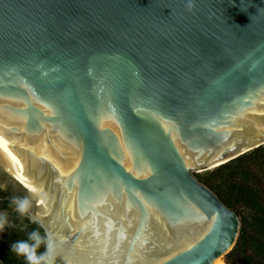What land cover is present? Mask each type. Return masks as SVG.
I'll list each match as a JSON object with an SVG mask.
<instances>
[{"label":"water","instance_id":"obj_1","mask_svg":"<svg viewBox=\"0 0 264 264\" xmlns=\"http://www.w3.org/2000/svg\"><path fill=\"white\" fill-rule=\"evenodd\" d=\"M261 145L264 0H0V184L55 264H211L241 220L193 172Z\"/></svg>","mask_w":264,"mask_h":264},{"label":"trees","instance_id":"obj_2","mask_svg":"<svg viewBox=\"0 0 264 264\" xmlns=\"http://www.w3.org/2000/svg\"><path fill=\"white\" fill-rule=\"evenodd\" d=\"M259 173L264 174L263 145L215 167L207 175L195 174L240 217L237 240L223 258L226 264H264V184L258 180ZM44 248L42 244L37 254ZM0 264L27 262L19 263L13 254H0Z\"/></svg>","mask_w":264,"mask_h":264},{"label":"clouds","instance_id":"obj_3","mask_svg":"<svg viewBox=\"0 0 264 264\" xmlns=\"http://www.w3.org/2000/svg\"><path fill=\"white\" fill-rule=\"evenodd\" d=\"M30 191L35 193L36 189L31 188ZM8 200L9 207H12L20 217H27L29 222L38 226L37 229L27 232L26 239L14 242L11 245V253L23 257L27 264H55L56 258L58 257V246L63 238L58 240L52 232L47 230H45L43 236L41 235L39 229L43 228V225L40 224L39 217L30 214L32 201L28 196H11ZM12 227L13 225L8 219L7 210L0 211V233H3L6 228ZM42 244L45 245L46 251L38 255L37 249H39Z\"/></svg>","mask_w":264,"mask_h":264},{"label":"flooded vegetation","instance_id":"obj_4","mask_svg":"<svg viewBox=\"0 0 264 264\" xmlns=\"http://www.w3.org/2000/svg\"><path fill=\"white\" fill-rule=\"evenodd\" d=\"M5 176V175H3ZM5 180L0 184V211L7 210V215L10 223L13 225L12 228H6L3 233H0L3 240H0V254L10 255L13 254L14 258L19 263H24L26 260L23 257L17 256L11 253V245L17 240L26 239L27 232L37 229L36 224H32L28 221L27 217H20L12 207H9L8 198L11 196L24 197L26 191L13 183L10 178L5 176ZM34 212V208L31 206L30 214ZM23 229V230H21ZM40 233L44 235L43 230L40 228ZM46 251V247L40 252L42 254Z\"/></svg>","mask_w":264,"mask_h":264},{"label":"rangeland","instance_id":"obj_5","mask_svg":"<svg viewBox=\"0 0 264 264\" xmlns=\"http://www.w3.org/2000/svg\"><path fill=\"white\" fill-rule=\"evenodd\" d=\"M264 146V145H263ZM214 168H212V169H209V170H194V174H197V175H200V176H204V175H207L210 171H212ZM258 180L261 182V183H263L264 184V174H262V173H259L258 174ZM242 214H246V212L244 211H242ZM223 258H224V255H223Z\"/></svg>","mask_w":264,"mask_h":264},{"label":"bare ground","instance_id":"obj_6","mask_svg":"<svg viewBox=\"0 0 264 264\" xmlns=\"http://www.w3.org/2000/svg\"><path fill=\"white\" fill-rule=\"evenodd\" d=\"M214 166H216V165H214ZM214 166H211V167H208V168H212ZM198 170H200V169H198ZM211 264H226V263H225V261L223 259V255H221V256H218Z\"/></svg>","mask_w":264,"mask_h":264}]
</instances>
